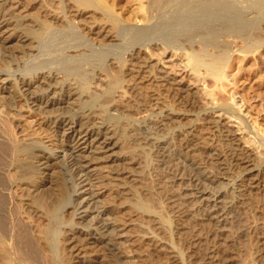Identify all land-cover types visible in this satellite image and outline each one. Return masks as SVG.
Here are the masks:
<instances>
[{
    "label": "bare ground",
    "instance_id": "6f19581e",
    "mask_svg": "<svg viewBox=\"0 0 264 264\" xmlns=\"http://www.w3.org/2000/svg\"><path fill=\"white\" fill-rule=\"evenodd\" d=\"M137 1L139 14L131 25L96 0H0V59L7 63L0 69V132L8 146L0 163L6 179L0 197L13 207L8 225H0V264H34L28 255L33 249L42 264H160L140 255L137 238L130 234L141 211L148 214L155 207L152 203L158 208L151 210L156 224L161 229L169 225L158 202L135 197L137 166L150 163L144 149L130 150L141 139L166 166L162 176L171 189L168 197L161 183L160 193L180 216L178 229L191 228L182 218H191L193 208L199 215L193 222L212 227L215 237L209 246L204 241L202 247L201 238L189 240L195 262L232 261L226 244L237 236L254 243L264 261V132L256 130L264 126V82L237 79L248 55L264 60V0ZM148 46L177 57L189 49L196 76L204 70L206 77L218 80L215 107L207 110L192 100V88L177 81L164 63L147 57ZM121 66L127 67L129 79H123ZM221 82L233 89L228 100L222 99L228 88ZM246 87L255 121L251 127L247 115L242 117L243 106L235 102L237 91ZM147 88L151 93L144 96ZM255 96L261 110L251 103ZM168 97L177 105L188 102L198 109L196 115L168 106ZM20 116L31 118L36 129L29 134L21 129L17 136L13 129L21 124ZM232 118L257 142L245 144ZM45 129L58 137L60 147L49 140L44 144L46 136L39 131ZM152 129L166 136L148 137ZM58 150L64 158L61 172H52L56 183L48 186L42 171L58 165ZM83 185L90 187L88 193L80 192ZM131 206L137 209L125 218L123 211ZM251 217L262 222L251 223ZM170 242L161 250L173 264H182Z\"/></svg>",
    "mask_w": 264,
    "mask_h": 264
},
{
    "label": "rangeland",
    "instance_id": "374dc122",
    "mask_svg": "<svg viewBox=\"0 0 264 264\" xmlns=\"http://www.w3.org/2000/svg\"><path fill=\"white\" fill-rule=\"evenodd\" d=\"M136 1L137 0H99V1L96 0V2H97L96 4H98V6H101L102 8L107 9L111 13V15L114 18L119 19V21L121 20V22L123 21L124 23L131 24V25H135V24H133L135 22L134 21V16H137L136 13L139 14V12H137V11H139V8H138L139 6H137L138 1H137V4H136ZM32 12L35 13L36 11L33 10ZM36 14H37V12H36ZM140 24L142 25L141 22H140ZM140 24H138V26H141ZM195 47H194V49H196V50H198L200 48L199 45H196ZM189 51H190L189 49L188 50L186 49L181 54L182 56L180 55V57H177V56L173 55V53H169V54L167 53L166 54L159 46H148V49H147V53L146 54H147V57L150 60H152L154 62L157 61V63H160V64L161 63H164L165 65L164 64L163 65L165 66L166 71H168L170 74H172V76L174 78H176L177 81L179 80V82H182L183 85H185L186 88H189V89L192 88L193 89L192 94L194 95V97L191 96L190 98H192V100L193 99L196 100L197 103L199 102L198 103L199 106L201 105V106L204 107V109H207V110L213 109L215 107V103H216L215 97L217 96L216 92H214V91H216L215 88H216V84H218V80L215 79V81H214V79H212L213 76H211L210 78H209V76L206 77V74H204V70H201V72H200L202 74V76H201V74L200 75L198 74L196 76L195 70L193 71V68L191 67V65L189 66V64H190L189 61L190 60L188 59V56H189L188 54H191V52H189ZM250 55H248L249 57L247 56L248 58L246 57V62L243 63V65H242V70L244 72L246 70V73L247 74L244 73V72L243 73L240 72L241 74H239V75H241V76H239V78L237 77V79L238 80H245V78H246V79H249V81H251L252 78H254V80L256 78V82L257 83H260L262 81L264 82V79H263V73H264L263 63H264V60H262V62L257 60L258 61V63H257L256 58L251 56L252 57V59H251ZM189 58H190V56H189ZM256 63H257L258 66H256ZM4 65H7L5 59L4 60H1L0 59V69L2 67H5ZM185 67H186V69H185ZM254 67H256V68H254ZM260 67H261V69H260ZM243 68H245V69H243ZM126 69H127L126 66L125 67L124 66L123 67L122 66L120 67V73L124 72L123 79H125L126 75L130 74V72H128V69L127 70ZM250 70L252 72H249ZM257 71L259 72L258 73L259 74L258 76H257ZM260 71H261V73H260ZM245 75H247V77ZM203 76H205L206 78L203 79L204 78ZM126 79H129V77H126ZM201 79H202V81H201ZM260 79H261V81H260ZM221 84H223V82H221ZM224 84H225V86L228 89L225 92H223V96L224 97H222V99H227L228 100L227 97H229L230 91H232L233 89L229 86L230 84L228 82H224ZM5 87H6V85H5ZM247 88L248 87H246L245 88V91H242V92L240 90L237 91L239 93H237L235 95V99H236L235 102L238 105H240V106L242 105L243 106V108H242V115L243 116L242 117L244 119L245 116L247 115V118H245V119L246 120L248 119L249 126L251 127V125L253 126V123H255V121H254L253 117L250 116V113H249L250 112V108H249L250 104H249V101L247 100V97L251 96V94H250V91ZM144 91H145V92H143L144 96L150 95V93H151L150 92L151 91L150 88H147ZM5 95H7V94H5ZM255 99H256V102H255ZM255 99L253 98L254 101L251 100V103L254 102L253 103V106H254V108L256 110H261V101L258 100V97H256ZM5 101L8 102V100H5ZM167 103H168V106L171 105L172 108H175L176 110L181 106L184 109H181V107H180V109H178V110H179V112H180V110H181V112L183 111L182 113H187L188 112V114H195L196 115V113H197L196 111L198 110L197 108H191L189 106L188 102L187 103H184V104L177 105L176 102H174V100L172 99V97L171 98L168 97V102ZM248 104H249V106H247ZM183 105H185V106H183ZM31 120L32 119L29 118V117H21L20 116V119L18 117V121L22 125L20 124L19 127H14L13 131L14 132L16 131V135L19 134L20 131H22L21 129H23L24 131H26L25 129H27V132H26L27 134H29L30 132L34 131V129H36V128H34V124L30 122ZM260 120H261V117H258V121H260ZM230 124H231V126H232L233 129L237 130L239 136L242 137L243 142L245 144L248 141H254L255 140L257 142L256 135L251 134L248 131H246V128L244 129V127H243L244 125H242L240 123V121H238L235 118H232L230 120ZM17 129H18V131H17ZM238 129H240V130H238ZM257 129H259L258 132H262V133L264 132V126L261 127V125H258L257 128H256V130ZM49 131L50 130H48V129L39 131L40 132V135L42 133V137L43 136L44 137L46 136L45 138L43 137L44 138L43 139L44 140V144L46 145L45 142H47L49 140L48 141V144H54L55 148L60 147L61 144L58 141V137L54 136V134H52L51 132L49 133ZM1 132H0V163H2L3 161H5L6 153L8 152V150H7L8 146L6 145V143L4 142V140L2 139ZM262 133H260V134H262ZM146 135L148 137H153L155 139H161L163 136H166L165 133L159 132V131L157 132L156 129H152L151 131L147 132ZM17 136H19V135H17ZM45 139H46V141H45ZM142 140L143 139H141V141H140V145L137 144V145H131L130 146V150H137V148H141V149H144V151H146L150 155L149 156V158H150V163L149 164L150 165L148 164V166H146V165L142 164L140 166H137L136 173L137 174L139 173L137 176H138V179H140V183L138 184L139 187L134 191V193L135 192H138V193L135 194L136 195L135 197H137L138 200H141V199L142 200H146V199L147 200H152V198H153V200L155 202H158L159 206L162 207L161 210H160V212H164L163 215L165 217H167V219L169 220V225L168 226L166 225L167 226L166 227L165 226V223H164V228L165 229H163V228L161 229V226H159L158 224H156L157 223V220L152 216L154 213L152 214L151 212L152 211L153 212L154 211L157 212L156 210L158 208L155 205V203H152L153 204V207L154 206L155 207L154 208H151L150 210L147 211L150 216L148 214H145L146 213L145 210H142V211H141V209L139 210V211L142 212L141 213L142 216L140 215L142 218H141V220L139 218L137 221H135V224L130 227V229H131L130 234L132 236L135 235L136 238H137V242H136V243H138V245H137L138 248L137 249L139 250V253L141 252L140 255H142V254H143V256L144 255H147V256L150 255L151 258L154 257L153 259L156 260L155 261L156 263H159V261H160V264L161 263H163V264H173L172 261H171V259L168 258L167 252L161 250V248H160V246L163 245L166 241L170 242L172 240L170 242V244L175 247L174 250H176V252H178L179 257L181 255L180 258L182 260V264L183 263L184 264H194L195 260H194V258H191V257L193 255V251L195 250V248H193L194 246L189 243V240H190V238L191 239H194L196 237V239H198L200 241L199 238H201L202 242L201 241L200 242L202 244V247H204L205 243H206L205 247H207V245L209 246V242H211L210 244H212V242L214 241L213 238L215 237L214 234H213L212 227L210 226L211 227V229H210L209 225H207V224H204V225L203 224H200L199 221H198V224L197 223L195 224V221L193 222L192 218L193 219H196V217H198L197 219H199V215H198V210L196 208H193L192 209V212L193 213L191 212V218L188 219V216H186L185 218H182L181 217L182 220L185 222L184 225H188L191 228H188L187 231H184V232L182 230L180 231L178 229L179 228L178 223H180L179 222L180 221V219H179L180 216L178 217V214L177 213H174L175 210L172 209L173 204L170 203L169 198L168 199L167 198L164 199V197H167L166 194L169 197V193L168 192H169V188H170L169 187V184H167V183L164 184L165 183L164 182L165 178H164V176H162V173L163 172H166V168H165L166 166H164L163 164H161V166L159 165V162L150 154V151L149 150H152V148L149 145H146V144L142 143L144 141V140L143 141ZM258 144L259 143H257V145ZM260 150H261V148H260ZM262 152H264V149H262ZM56 154L58 155V161H59L58 162V165L53 166L51 170L50 169H45V170L42 171L44 173L43 175L45 176V178L43 177V180L42 181L45 182V184H47L48 186L50 184L55 185L54 184V183H56L55 182V175H54L55 173L53 174L52 172L54 170L60 171L62 162L64 161V158H62L63 152L61 150H58L56 152ZM195 156L198 159H200V160L202 159V154L200 152H195ZM175 158H174V160H175ZM156 161H157V163H156ZM51 163L53 164L54 161H51ZM59 163H60V165H59ZM228 163H230V161ZM156 165H159V167L157 166V169L159 170V172L156 169ZM160 170H162L161 173H160ZM140 172H141V174H140ZM60 176H61V174H60ZM52 180H54V181L52 182ZM161 183L164 184L163 185L164 186V189H163V186H162V188H160L161 185H162ZM5 184H6L5 177H3L0 174V189H2L1 187H5ZM162 189L163 190L168 189V190H166L167 192L165 191L166 194L164 192H163V195H162V193H160V192L163 191ZM89 190H90V187H88L86 185H83L80 188V192L81 191L82 192L85 191L86 193H88ZM155 190H156V192H155ZM156 199L158 201H156ZM8 200L9 199H7V198L5 199V198L0 197V219H1L0 225L3 222V225H6L7 226L8 223H9V220H10L9 219V216H11V213L13 212V209H12L13 207L11 206V204H9L10 201H8ZM165 200H166V202H165ZM2 201H3V204H1ZM5 202H6V204H5ZM9 206H11V208H9ZM25 208H27V207H25ZM7 209L10 210V211H8ZM28 209L29 208L25 209V211L29 215H31V217H34L35 213L33 212V214H32L31 213V210H30L31 208L29 210ZM127 209H129V210L127 211L125 209V211H123V212L126 213V217L125 218H127V216L129 217L130 216L129 214L132 215L133 214V211H135L137 208L135 209V208H132V206H131L130 208H127ZM130 209H131V211H130ZM69 212H71V210L68 211V212H66L65 214H68ZM166 214H167V216H166ZM150 217H152V218H150ZM3 218L8 219L7 222ZM68 218L69 219H72L71 218V215H67V217H66V220L69 222L70 220H68ZM35 219L36 218L34 217V220ZM250 219H252V220H250L251 223H256V222L257 223H260V222H262V219H258V217H251ZM253 219H255V220H253ZM258 220H259V222H258ZM141 221H142V223H139ZM107 222L108 223H106V224H108V225L114 224V221H112V220H107ZM194 224L197 225L198 227L200 226L199 229H198L197 226L195 227ZM196 228H197V230H196ZM171 236L174 239V241L171 238ZM204 236L206 238L209 237V240L208 239L206 240V238L204 240V238H202ZM21 238H23V237H21ZM154 238L156 239V242L155 243H154L155 240H153ZM210 238L212 240H210ZM235 239L234 240L232 239V242L234 241L235 243L233 242V244L232 243H227L226 244V245H229V246L231 245L228 248L229 250L226 247L225 248L229 252V253L227 252L228 255H230L231 258H233L232 261L226 262L227 261L225 259L226 256H224L223 260H226V261H224V262H226V264H262V263H264V261L261 258H259V253H258V250H257V246L254 243L253 244H251L250 242L248 243V240L245 239L244 236H242V237L241 236L240 237L237 236V238H235ZM158 241L159 242L162 241L163 243L162 242L159 243ZM204 241H205V243L203 244ZM207 241H208V244H207ZM156 243H157V245H154ZM188 243H189V246L190 247H192V246L193 247L190 248L188 246ZM21 247H23V245H21ZM230 248H232V250ZM248 248H251V249L249 250ZM69 251H70V248H69ZM71 252L72 251H70V254L73 253V252L72 253ZM164 252H165L166 255L164 254ZM36 254L37 253L35 252L34 249L33 250H30V252L28 253L29 257L31 258V261H34V264H38V263L39 264H42V261H41L39 255H36ZM156 255L158 257L160 256V258H158ZM147 256H146V258H147ZM182 256H183L184 259L182 258ZM251 257H253L254 259H252ZM144 258H145V256H144ZM161 258H162V262H161ZM245 258H247V259H245ZM148 259L150 260V257L149 256H148ZM74 260L75 259L73 258L72 261L74 262ZM149 260H147V261H149ZM250 260H251V262L252 261L253 262L250 263ZM174 264H176V263H174ZM195 264H198V263L195 262Z\"/></svg>",
    "mask_w": 264,
    "mask_h": 264
}]
</instances>
